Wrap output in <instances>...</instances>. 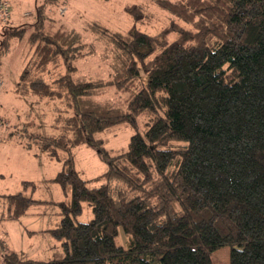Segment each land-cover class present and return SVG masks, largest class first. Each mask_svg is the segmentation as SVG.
<instances>
[{
    "label": "trees",
    "instance_id": "obj_1",
    "mask_svg": "<svg viewBox=\"0 0 264 264\" xmlns=\"http://www.w3.org/2000/svg\"><path fill=\"white\" fill-rule=\"evenodd\" d=\"M148 1L168 12L156 31L142 27L141 4L124 5L131 21L123 31L97 21L48 30L44 2L35 4L17 85L64 105L54 119L59 133L29 134L62 161L48 178L64 195L50 201L59 219L40 229L59 240L62 255L6 250L0 264H214L211 252L224 245L229 264H264V0ZM24 27L5 29L0 55ZM99 50L107 76L79 72L77 61ZM109 89L113 97L99 98ZM121 124L133 129L126 147L109 154L103 172L81 177L73 147L103 152L106 138L96 134ZM20 184L0 193L1 217L44 202L33 197L34 181ZM83 201L87 221L77 219Z\"/></svg>",
    "mask_w": 264,
    "mask_h": 264
},
{
    "label": "rangeland",
    "instance_id": "obj_2",
    "mask_svg": "<svg viewBox=\"0 0 264 264\" xmlns=\"http://www.w3.org/2000/svg\"><path fill=\"white\" fill-rule=\"evenodd\" d=\"M10 14L3 18L0 15V39L7 27L25 25V36L12 39L9 50L0 55V193H14L21 190V180H32L35 183L33 197L44 202L33 203L27 213L17 219L0 215V260L6 250L16 251L21 257L33 259L60 258L62 251L58 239L40 229L54 225L59 219L58 206L54 202L64 198L59 185L48 180L62 168V161L50 158L33 143L38 135L59 133L54 126L58 109L64 108L59 99L39 98L34 94H20L17 79L30 51L26 35L33 31L31 23L35 20V4L44 2L45 12L50 17L45 28L51 30L63 24L83 31L87 22L97 21L111 30L123 31L131 21L123 7L127 3L141 4L148 13L142 27L156 31L160 24L168 19V12L148 0H57L49 3L46 0H8ZM88 40L95 35L85 32ZM101 51L95 55L81 58L76 65L79 72L93 77L105 78L108 65ZM55 73L45 74L51 80ZM114 93L109 89L99 98H111ZM140 122V116L137 117ZM133 129L126 124L115 126L111 132H98L96 137H104V151H99L90 144H80L72 149L74 165L81 177L90 179L107 168L109 154L118 148L126 147ZM31 141V146H25ZM88 185L97 182L89 180ZM90 206L83 201L82 211L77 219L87 221L91 218ZM118 241L124 243L125 236L118 234ZM3 245V246H2ZM230 246L224 245L210 254L214 264H229Z\"/></svg>",
    "mask_w": 264,
    "mask_h": 264
},
{
    "label": "built area",
    "instance_id": "obj_3",
    "mask_svg": "<svg viewBox=\"0 0 264 264\" xmlns=\"http://www.w3.org/2000/svg\"><path fill=\"white\" fill-rule=\"evenodd\" d=\"M10 4L8 0H0V15L5 18L10 14Z\"/></svg>",
    "mask_w": 264,
    "mask_h": 264
},
{
    "label": "crops",
    "instance_id": "obj_4",
    "mask_svg": "<svg viewBox=\"0 0 264 264\" xmlns=\"http://www.w3.org/2000/svg\"><path fill=\"white\" fill-rule=\"evenodd\" d=\"M44 229H46V228H44Z\"/></svg>",
    "mask_w": 264,
    "mask_h": 264
}]
</instances>
